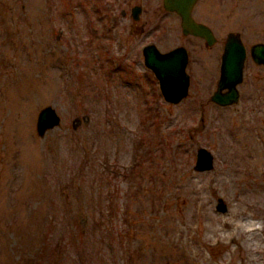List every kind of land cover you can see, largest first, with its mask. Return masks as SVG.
Here are the masks:
<instances>
[{"label":"rangeland","instance_id":"rangeland-1","mask_svg":"<svg viewBox=\"0 0 264 264\" xmlns=\"http://www.w3.org/2000/svg\"><path fill=\"white\" fill-rule=\"evenodd\" d=\"M263 2L202 21L221 46L238 32L248 47L264 42ZM121 9L0 0V264H264V66L246 52L238 100L218 106L217 44L184 37L160 7L140 35L146 17ZM148 43L188 52L177 104L143 64ZM47 105L59 122L38 137Z\"/></svg>","mask_w":264,"mask_h":264},{"label":"water","instance_id":"water-1","mask_svg":"<svg viewBox=\"0 0 264 264\" xmlns=\"http://www.w3.org/2000/svg\"><path fill=\"white\" fill-rule=\"evenodd\" d=\"M178 0H164V8L174 11L180 18L179 27L182 34H190L202 38L207 45L212 43L210 30L190 18V5L174 3ZM144 66L155 77L162 99L171 104H177L186 95L189 84L185 72L187 54L183 47L178 46L165 52H159L153 45L141 48ZM248 56L257 65L264 66V43H256L249 48ZM246 58L245 48L235 34H228L220 55L219 74L215 90L210 95L211 102L218 106H228L238 100L237 85L242 79L243 64ZM85 124L87 116H83ZM59 117L55 110L47 105L41 108L35 119V132L42 137L44 132L55 127ZM76 123L78 120L75 121ZM212 155L203 147L195 151L193 169L206 171L211 168Z\"/></svg>","mask_w":264,"mask_h":264},{"label":"flooded vegetation","instance_id":"flooded-vegetation-1","mask_svg":"<svg viewBox=\"0 0 264 264\" xmlns=\"http://www.w3.org/2000/svg\"><path fill=\"white\" fill-rule=\"evenodd\" d=\"M114 1H116V4L118 6L119 5H126L127 6V10H125V9H121L120 10L121 17H124L126 19V16H129V18L132 19V21L134 23H139L140 19L142 18V16L146 17V20H144L142 23H139L137 25V27H138L137 31H138V33L140 35H142L143 33L148 32L150 29L154 28L152 26H148V27H150V29H148L146 27V23L145 22L148 21L149 19H153L156 16V12L158 11L157 7H160V10L162 12H164V14L171 13L178 20V26H179V22H180L179 16L174 11H169V10H166L164 8V4L166 3V2H164V0H114ZM236 1L237 0H178V1L174 2V3H178V4H189L190 5V18L194 22L202 24L203 26L208 28L210 30V33H211V36H212L213 40H212V43L210 45H207L206 42L200 37L193 36V35H190V34H186V35L182 34L181 29L179 27V30H180L181 34L184 37H186V38L190 37V38H194V39L200 40L204 45H206L208 47L217 44L219 51L221 49V52H222L224 41H225V39H226L228 34H235V35L238 36L239 39H240V35L238 34V32H233V33L232 32H228V33H226V35L224 37V40H223V43H222V46H221L220 41L218 39H216V37H215L214 28L211 25H209L208 23H206L205 21H202V20H204L203 18L210 19L209 15H211V13H213L214 17H212L210 19V22L213 21V22L219 23L221 25L225 24V22L227 20V17L229 16L228 12H231V9H232L230 4L234 3ZM107 2H109V1H107ZM221 4H224V5H222L224 7H221L220 6ZM215 5H218L217 9H213V6H215ZM150 6H152L153 8L151 9V11L149 13V12H147L148 10L145 11L144 7H150ZM159 14H160V12H159ZM152 15H154V16L151 17ZM157 26L158 25H156V27ZM128 27H129V25H128ZM257 43H264V42H257ZM254 44H256V43H253V44L249 45L248 47H246L243 44V46L245 48V51L248 53L249 48L252 45H254ZM147 45H153L156 48V46L153 43H148ZM176 47H178V46H176ZM246 48H247V50H246ZM185 51H186V54H187V61H188V52H187L186 49H185ZM219 61H220V56H219Z\"/></svg>","mask_w":264,"mask_h":264},{"label":"trees","instance_id":"trees-1","mask_svg":"<svg viewBox=\"0 0 264 264\" xmlns=\"http://www.w3.org/2000/svg\"><path fill=\"white\" fill-rule=\"evenodd\" d=\"M105 217H106V215H105Z\"/></svg>","mask_w":264,"mask_h":264}]
</instances>
